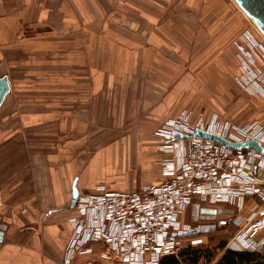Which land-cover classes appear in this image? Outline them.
Returning <instances> with one entry per match:
<instances>
[{"label":"crops","instance_id":"0c3cea01","mask_svg":"<svg viewBox=\"0 0 264 264\" xmlns=\"http://www.w3.org/2000/svg\"><path fill=\"white\" fill-rule=\"evenodd\" d=\"M248 20L235 0H0V264H65L74 183L129 195L161 181L158 133L183 110L264 123L238 81ZM237 212L193 201L182 218Z\"/></svg>","mask_w":264,"mask_h":264},{"label":"built area","instance_id":"2783aa9c","mask_svg":"<svg viewBox=\"0 0 264 264\" xmlns=\"http://www.w3.org/2000/svg\"><path fill=\"white\" fill-rule=\"evenodd\" d=\"M237 48L238 81L250 95L264 99V43L248 30ZM198 131L231 143L256 141L264 149L263 122L239 124L183 110L158 133L161 181L129 195L80 194L65 264L79 259L83 264H160L168 256L181 258L205 244L209 234L228 228L234 233L226 250L264 254V152L234 149ZM193 201L226 203L238 212L192 225L182 216Z\"/></svg>","mask_w":264,"mask_h":264},{"label":"rangeland","instance_id":"374dc122","mask_svg":"<svg viewBox=\"0 0 264 264\" xmlns=\"http://www.w3.org/2000/svg\"><path fill=\"white\" fill-rule=\"evenodd\" d=\"M247 28H248V30L252 31V33L261 42L264 43V38L262 37L261 32L255 27V23L250 18L247 21ZM246 93L248 95H250L247 91H246ZM212 96L217 97V94L212 93ZM250 96H252L254 98H258V97H255L253 95H250ZM202 104L203 103L199 102L196 105V107L193 108L192 111H195L197 113H202L206 117H209L211 114H214L212 112V109H209L208 107H205ZM231 106H232V103L229 105L227 104L226 107H228V108L227 109L225 108L224 112L230 111ZM248 121H251V120L244 119V120H242V123H245ZM129 129L130 128L121 127V128H119V133L120 132H128ZM158 139H159V141L157 140V142H158V153L160 155V158L162 159L163 155L160 151V145H161L162 140L160 139V137ZM68 204H70V203H68ZM68 204H66V205H68ZM66 205H64V207ZM61 208L62 207H60L59 209H61ZM233 233H234V229L228 228L226 230L221 229V230H218V231H215V232L209 234L204 240L205 244L193 248L196 250L192 254L193 256L189 255V256L183 258V263H180V264H219L221 261H223V259H225V257H228V255H232V254L236 253V252H231V251L226 250L225 249L226 245L224 244V243H227L228 239L230 238L231 234H233ZM237 253H239V252H237ZM254 263L264 264V254L259 255V256L255 255L254 256Z\"/></svg>","mask_w":264,"mask_h":264},{"label":"water","instance_id":"95a60500","mask_svg":"<svg viewBox=\"0 0 264 264\" xmlns=\"http://www.w3.org/2000/svg\"><path fill=\"white\" fill-rule=\"evenodd\" d=\"M235 2L241 8V10L247 15V17H249L255 23V25L264 35V0H235ZM9 92H10V85L8 78L7 77L0 78V106L2 105L4 99L6 98ZM198 134L209 139L217 140L218 142L234 149H240L243 147H253L260 152H264L263 147H261V145L256 141L231 143L220 138L219 136L207 132L198 131ZM79 196H80V192L76 186V183H74L72 201L70 204L66 205L65 207H62L61 209L75 208Z\"/></svg>","mask_w":264,"mask_h":264},{"label":"trees","instance_id":"16d2710c","mask_svg":"<svg viewBox=\"0 0 264 264\" xmlns=\"http://www.w3.org/2000/svg\"><path fill=\"white\" fill-rule=\"evenodd\" d=\"M229 240V239H228ZM228 242V241H227ZM225 245L227 243H224ZM196 250H186L181 257L192 255ZM255 255H263V254H252V253H235L232 255H228V257H225L223 261H221L219 264H261V263H254V256ZM193 256V255H192ZM160 264H180L179 258H176L174 256H168L165 257Z\"/></svg>","mask_w":264,"mask_h":264},{"label":"bare ground","instance_id":"6f19581e","mask_svg":"<svg viewBox=\"0 0 264 264\" xmlns=\"http://www.w3.org/2000/svg\"><path fill=\"white\" fill-rule=\"evenodd\" d=\"M255 27L258 29V27L255 25ZM259 30V29H258ZM260 31V30H259ZM261 32V31H260ZM262 34V33H261ZM262 37L264 38V35L262 34Z\"/></svg>","mask_w":264,"mask_h":264}]
</instances>
